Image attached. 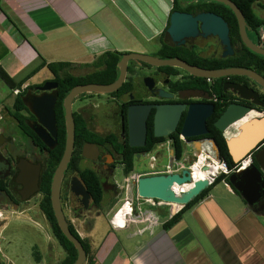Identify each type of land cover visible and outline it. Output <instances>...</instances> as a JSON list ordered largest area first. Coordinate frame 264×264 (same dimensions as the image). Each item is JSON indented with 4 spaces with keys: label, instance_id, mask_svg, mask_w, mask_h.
Here are the masks:
<instances>
[{
    "label": "flooded vegetation",
    "instance_id": "obj_1",
    "mask_svg": "<svg viewBox=\"0 0 264 264\" xmlns=\"http://www.w3.org/2000/svg\"><path fill=\"white\" fill-rule=\"evenodd\" d=\"M188 3L192 6L202 5L198 1H189ZM173 11L179 10H174V5L172 6L167 12L162 31L148 41L149 52L141 54L158 60L180 59L189 66L205 72H223L230 68H245L239 67L242 61H232V58L236 56V50L233 48V53L227 54V46L216 35L201 32L190 42L179 46L170 45L165 40V33L170 25V15ZM180 12L189 13L193 16L200 13H214L228 23L224 17L227 15L225 9L219 10V13L212 10L198 11L197 9ZM114 52L121 55L119 62L123 55L127 54ZM102 70L105 71L106 67L79 66L72 67L68 71L71 76L79 78L81 83L78 85H107L117 81L120 76L118 67V76L115 79L105 73L97 77L98 72ZM71 81L70 79L69 82ZM46 82L58 83L54 76L41 84L23 87L18 93H21L26 110L20 112V117L9 114V117L0 118V217L6 218L4 214L8 212L23 211L26 213L31 204L43 213L46 223L53 230L51 221L42 210V204L48 197V191L51 196L55 171L63 157L65 148L58 164L55 165L60 153L59 130L57 138L46 136V140L41 138L37 131L39 119L33 112L35 100L45 94L56 95V113L59 97V83L56 88L50 91L39 89ZM232 83L246 85L258 91L261 101L264 102L263 93L257 84L247 77H198L181 67L156 65L137 60L128 62L125 81L117 91L110 94H84L77 98L73 103L75 123L76 119L81 118L85 122L87 133L78 139L76 131L73 157L77 151V145L81 143L83 138L81 156L73 167L71 165L72 157L68 168L65 170L61 186V204L69 224L72 223L67 214V207L78 216L79 211H89L91 204L94 203L80 177V170L96 172L104 195L117 198L120 190L115 183V174L118 169L124 172L129 157L132 158L133 162L131 173H137V171L151 173L177 169L181 166L185 167V164L195 160L196 155L201 150L208 151L212 155L219 154L222 162L227 165L223 145L224 143L227 145L228 134L218 130L215 127V122L231 104L245 103L244 100L230 91ZM76 103L78 106L74 109ZM198 104L210 107V113L205 120L208 133L197 137H185L181 130L189 108ZM133 106L149 107L145 144L136 147L131 146L129 142V109ZM159 108L180 109L175 129L166 136H156L155 118ZM257 109L264 111L260 107ZM163 117H173V113L168 112ZM166 130L163 129L162 131ZM87 144L97 147L96 153L94 149L88 151L90 158L83 156L84 147ZM203 151L201 156H203L204 163H211L214 159L204 155ZM78 180L85 186L89 194L87 209L78 200L73 201L72 185L74 181ZM109 182L110 184L107 185ZM0 264H6L1 241Z\"/></svg>",
    "mask_w": 264,
    "mask_h": 264
},
{
    "label": "crops",
    "instance_id": "obj_2",
    "mask_svg": "<svg viewBox=\"0 0 264 264\" xmlns=\"http://www.w3.org/2000/svg\"><path fill=\"white\" fill-rule=\"evenodd\" d=\"M94 8L96 2L86 0H0V64L16 81L25 80L23 87L49 80L47 68L31 76L41 57L48 63L91 65L110 52L102 49L104 38L90 16ZM255 12L264 19V9L257 6ZM16 91L0 78V117L3 103L15 93L14 104ZM238 133L231 131L227 140ZM129 199L117 208L112 226L103 214L70 218L80 237L91 239L94 264H264V204L249 206L226 181L215 184L170 229L164 224L185 205L150 203L133 216Z\"/></svg>",
    "mask_w": 264,
    "mask_h": 264
},
{
    "label": "water",
    "instance_id": "obj_3",
    "mask_svg": "<svg viewBox=\"0 0 264 264\" xmlns=\"http://www.w3.org/2000/svg\"><path fill=\"white\" fill-rule=\"evenodd\" d=\"M199 1V0H195ZM215 1L228 6L236 15L239 24L240 36L242 42L251 51L264 55V46L255 43L248 35L247 23L243 12L232 0H201ZM201 32L218 36L227 46V54L233 53V47L230 38V28L225 20L214 13H200L196 16L192 14L173 11L170 15V25L165 33V40L172 46H179L192 41ZM130 60L140 62H151L156 65H166L172 67H181L189 73L205 78H220L230 76H243L253 80L261 92L264 94V76L257 71L247 68H230L223 72H205L199 68L189 66L180 59L158 60L141 53H127L123 55L119 62L120 76L111 84H86L74 87L64 99L65 125H66V144L63 157L55 171L51 200L56 220L63 234L74 244L78 251V257L74 264H85L88 259L81 240H79L71 231L70 224L67 221L61 204V186L69 163L73 157L76 139V123L73 115L74 101L84 94H110L117 91L125 81L127 74V64ZM58 83L46 82L39 89L41 91H50L56 88ZM230 91L237 95L245 103H233L226 112L215 122V127L221 132L229 134L233 130H239L235 137L227 140V147L231 158L235 163H239L246 157H252V163L245 169L233 171L229 175V183L239 192L247 204L251 207H260L264 204V112L257 108L264 109V102L261 101L260 93L246 85L232 83ZM57 96L45 94L35 100L33 112L39 119L38 132L43 139L47 137L58 136V125L56 120L55 105ZM149 107L133 106L129 109V142L131 146H142L145 144L147 134V114ZM173 113V117H163L166 113ZM178 108H159L155 118L156 136H166L172 132L178 122ZM210 113V107L204 104L191 106L188 115L182 127V134L185 137H197L208 133L205 120ZM163 115V116H162ZM162 116V117H160ZM249 118V119H247ZM247 119L246 121H244ZM244 121V122H243ZM167 129L166 131H162ZM97 147L94 145H85L83 156L90 158L88 151ZM201 150L196 155L195 160L185 164V169L180 173H167L160 175H145L139 177L134 183L137 188V196L142 200H158L172 205H186L196 198L211 184V179H201L196 183L193 189L183 194H178L175 187H183L192 182V169L199 163L203 156ZM216 162L222 161L219 154L212 155L208 151H203ZM203 172H210L211 167L205 166ZM73 201L78 200L84 208H88L89 194L85 186L78 180L72 185Z\"/></svg>",
    "mask_w": 264,
    "mask_h": 264
},
{
    "label": "rangeland",
    "instance_id": "obj_4",
    "mask_svg": "<svg viewBox=\"0 0 264 264\" xmlns=\"http://www.w3.org/2000/svg\"><path fill=\"white\" fill-rule=\"evenodd\" d=\"M93 1L96 2V8L89 9L90 16L95 22L98 33L104 38L105 47L103 46L102 49L122 53H148L150 50L147 44L148 41L155 34L162 31L167 12L173 6L172 0H86L87 3ZM99 56L94 58L93 62ZM46 73L44 74L46 78L51 79L54 77L53 74ZM33 82L39 84L43 81L36 79ZM2 87L6 89L4 83ZM15 95V93L11 94L3 103L2 117H9V114H13L12 98L14 99ZM77 106L78 103L74 105V109ZM141 173L127 175L118 169L115 174V183L120 190L119 196L110 198L105 195L102 204H91L90 210L87 211L90 219L94 218L96 214H103L111 225L117 208L123 204L127 195L130 196V199L126 204L132 206L131 215L133 216L140 209L143 210L145 207L149 209L148 204L150 203L167 207L166 205L169 204L158 200L138 198L134 177ZM109 184L110 182L107 183V185ZM37 209V207L30 204V208L26 213H23V211L8 212L4 214L6 218L4 216L0 217V241L2 242L6 264H39L35 255H40V262H44V264H60L66 258L67 254L54 236L52 228L46 223L43 213ZM66 209L69 219L76 216L68 207ZM79 212V215L85 214V212ZM80 230L82 232L87 231V228ZM83 240L91 241L88 237ZM54 245L58 247L59 254L55 253Z\"/></svg>",
    "mask_w": 264,
    "mask_h": 264
},
{
    "label": "trees",
    "instance_id": "obj_5",
    "mask_svg": "<svg viewBox=\"0 0 264 264\" xmlns=\"http://www.w3.org/2000/svg\"><path fill=\"white\" fill-rule=\"evenodd\" d=\"M197 2L195 0H173L174 10L179 11H192L193 9H197L198 11H216L219 13V10H227V15H224L226 18L229 28H230V38L233 48L236 50V56L232 58V61H242L241 66L239 67H245L247 69H253L257 71L259 74L264 76V55H260L257 53L252 52L250 49H248L242 42L241 36H240V30H239V24L238 20L236 18V15L234 12L228 7L225 6L223 3L215 2V1H198L202 5L200 6H192L189 5L188 2ZM243 12L246 23H247V32L250 38L260 45L264 44L261 42V29L264 28V19L257 16L255 12V8L259 6L260 8L264 9V0H232ZM119 53L117 52H105L99 56V58L92 63L91 65H78L75 63H68V62H54V63H48L44 58H40L39 65L34 69V71L31 73V76L36 74L39 70L43 68H47L54 76L55 80L59 83V97L58 102L56 106V116H57V124H58V130H59V143H60V153L59 157L56 161V164H58L60 157L63 154V150L65 148V142H66V125H65V111L63 106V101L66 95L70 92V90L78 85V83H81L79 78H76L74 76H71L69 74V69L72 67H79V66H92V67H106L105 71H100L97 74V77L102 74H109L113 79H115L118 76V62L120 60ZM238 67V66H237ZM0 78L8 85V87L11 90H22L23 85L25 84V80L23 81H16L13 77H11L8 72L3 68V66L0 64ZM70 79L72 80L71 82ZM263 100H264V94H263ZM13 115L15 117H20V112L26 110L25 104L22 101L21 93H19L15 99V102L12 107ZM76 131H77V138L84 137L86 135V125L85 122L78 118L76 119ZM83 138L81 143L77 145V151L75 152V155L73 157V161L71 163L72 167L75 166L74 164L81 156V148L83 145ZM223 151L224 155L227 158V165L230 169H233L236 165V163L231 158V155L229 154L228 147L224 143L223 145ZM133 169V162L132 158H128L127 160V166L124 169V173L129 175L132 172ZM73 170H75L73 168ZM140 171H137V173ZM80 177L84 184L86 185L89 193L91 194L94 203L97 205L102 204L104 201L105 195L103 193V189L100 185L99 177L96 174V172L92 170H80ZM226 181L229 183V176L221 174L219 175L215 181L207 187L204 191H202L196 198H194L190 203L186 204L184 208L175 216H173L171 219H169L165 224L164 227L166 229H170L173 227L183 216V214L191 209L193 206L204 200L210 193L212 187L215 184H218L220 182ZM234 189V188H233ZM234 191L239 194L238 191L234 189ZM42 210L44 213L48 216L49 220L51 221L53 225V231L56 239L58 240L59 244L62 246V248L65 250L67 256L66 258L60 263V264H74L77 257H78V251L75 248L74 244L63 234L61 228L58 225V222L56 220L54 210L52 207L51 202V196L48 191V197L42 204ZM70 229L72 233L81 240L85 250L88 254L87 262L88 264H94L95 258L92 254L90 245L87 241L83 240L78 232L76 231L75 227L71 224ZM36 261L40 262L41 258L40 255H35Z\"/></svg>",
    "mask_w": 264,
    "mask_h": 264
},
{
    "label": "built area",
    "instance_id": "obj_6",
    "mask_svg": "<svg viewBox=\"0 0 264 264\" xmlns=\"http://www.w3.org/2000/svg\"><path fill=\"white\" fill-rule=\"evenodd\" d=\"M261 42L264 44V31L261 32ZM18 92L19 91L17 90L16 93H18ZM251 163H252V157L248 156L244 160L240 161L239 163H236V165L233 169H230L224 162L221 161L220 163H218L215 160H212L211 163H203L201 169H203L205 167L204 165L209 166L211 168H215L216 172H213L208 177L211 179V183H212V181H214L215 177H217L218 174L223 173L226 175H230L233 171H240V170L245 169ZM185 168L186 167L181 166L180 168H177V169H167L165 171H155V172H151V173L139 174L138 177L145 176V175H160V174H167V173H180ZM188 169H190L192 171V167H189Z\"/></svg>",
    "mask_w": 264,
    "mask_h": 264
},
{
    "label": "bare ground",
    "instance_id": "obj_7",
    "mask_svg": "<svg viewBox=\"0 0 264 264\" xmlns=\"http://www.w3.org/2000/svg\"><path fill=\"white\" fill-rule=\"evenodd\" d=\"M247 119H245L244 121H246ZM203 163H204V160L201 159L199 161V163L192 169V182L190 184H187V185H185L183 187H179V186L175 187L176 193L183 194L186 191H189L190 189H193L195 187L196 183H198V181H200L201 179H206L213 172H216L215 168H211L210 172H203L202 169H201ZM134 178H135V180L139 179L138 176H135Z\"/></svg>",
    "mask_w": 264,
    "mask_h": 264
}]
</instances>
